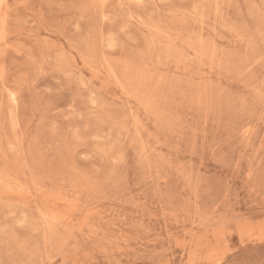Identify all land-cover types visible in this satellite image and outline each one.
<instances>
[{"label":"rangeland","instance_id":"374dc122","mask_svg":"<svg viewBox=\"0 0 264 264\" xmlns=\"http://www.w3.org/2000/svg\"><path fill=\"white\" fill-rule=\"evenodd\" d=\"M0 264H264V0H0Z\"/></svg>","mask_w":264,"mask_h":264}]
</instances>
